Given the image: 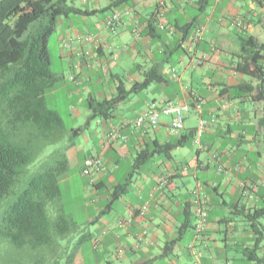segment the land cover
<instances>
[{
	"label": "crops",
	"instance_id": "1",
	"mask_svg": "<svg viewBox=\"0 0 264 264\" xmlns=\"http://www.w3.org/2000/svg\"><path fill=\"white\" fill-rule=\"evenodd\" d=\"M157 3L126 0L112 7L123 12L113 33L103 22L111 9L100 18L82 19L92 31L72 25L61 31L62 39L73 38L69 48L60 42L59 53L64 62L59 87L69 99L86 104L88 97L110 98L120 81L128 89L151 68L161 77L138 86L106 118L86 122L85 130L75 121L69 126L82 130L66 151L68 170L84 175L85 158L103 161L100 170L84 175L80 187L92 212L81 238L104 250L95 255L104 264H194L197 251L198 264H264V0H164L160 18ZM127 11L137 16L139 36L132 33ZM89 32L98 36L99 47L83 39ZM241 36L261 45L260 78L238 68ZM116 47L117 55L111 53ZM167 99L191 107L182 130L172 131L164 114L156 127L133 123L149 103L162 105ZM198 101L200 112L194 108ZM75 114L80 111L72 108ZM200 117L206 123L195 142ZM179 138L184 144H177ZM164 143L174 146L162 151ZM142 150L150 156L133 169ZM119 185L124 190L113 198ZM197 188L204 192L208 212L199 232L193 228L191 201ZM187 216L190 226L179 233ZM78 261L76 254L73 264Z\"/></svg>",
	"mask_w": 264,
	"mask_h": 264
},
{
	"label": "trees",
	"instance_id": "2",
	"mask_svg": "<svg viewBox=\"0 0 264 264\" xmlns=\"http://www.w3.org/2000/svg\"><path fill=\"white\" fill-rule=\"evenodd\" d=\"M125 1L111 0L101 9L88 11L67 0H0V264H57L50 263L55 258L51 254L56 253L47 249H52L53 236L66 238L78 230V225L63 211L59 180L68 170L66 151L82 128L67 129L57 112L45 104V93L61 78L50 70L48 40L59 17L103 12ZM168 31L173 32L170 28ZM240 40L239 70L260 78L261 45L251 36H241ZM179 42L181 38L176 44ZM142 77L140 83H133L128 89L120 81L110 98L88 97L89 119L106 118L138 86L161 78L157 68L144 71ZM184 142L179 138L177 144ZM173 146L164 143L159 149L169 151ZM149 156L147 150L139 151L133 169H138ZM123 190L124 185H119L112 197ZM48 204L54 206L53 217L48 215ZM193 217L196 228L194 214ZM189 226L187 216L179 233ZM173 242L165 244V251ZM77 251L78 245L67 254L65 264H73Z\"/></svg>",
	"mask_w": 264,
	"mask_h": 264
},
{
	"label": "rangeland",
	"instance_id": "3",
	"mask_svg": "<svg viewBox=\"0 0 264 264\" xmlns=\"http://www.w3.org/2000/svg\"><path fill=\"white\" fill-rule=\"evenodd\" d=\"M67 2L81 10H89L94 6H99L101 8L105 7L110 3V0H67ZM85 15V16H84ZM102 17L101 12H97L96 14H74L71 13L68 16L59 17L56 25L55 31L51 34L48 40V53L50 58V70L54 74H59L64 69V62H62L60 58V42H61V31H64L65 28L69 25L74 27H82L85 31H92L90 27L85 25L84 20L88 17L96 18ZM64 80L60 78L54 86L53 89L58 88L55 93L46 92L44 95L45 104L51 110L57 112V114L62 118L66 128L70 129V125L75 121V125L82 126L83 130L86 129V122H91L93 124V120L87 118L89 114V110L85 103H79L76 100L69 99L66 95V89L59 87L62 85ZM73 110L80 111V115H72ZM87 132V130H86ZM91 133V132H90ZM88 134V132H87ZM94 132H92L93 136ZM60 144V143H59ZM49 149L52 146L48 147ZM84 180V175L79 174L77 171L67 170V172L60 178L59 180V188H60V203L62 205L64 213L70 217L77 225L78 230H73L70 232L66 238H60L56 235L53 236L54 243L52 244V249L47 248L51 252H55L56 254H51L53 259H51L50 263L56 261L57 264H65L67 260V254L71 252V250L78 245L77 257L80 256V261L77 264H104V262L100 261V256L95 260L96 251H100L102 254L103 249L100 250L94 249L92 244L93 240L90 239H82L78 241V239L82 236L83 232L86 231L88 224H84L87 220V216L92 214L91 209L86 208V193L82 192L80 189ZM90 208V207H88ZM47 212L50 217L54 215V206L53 204H48ZM55 247V249H54ZM32 263V260L30 261Z\"/></svg>",
	"mask_w": 264,
	"mask_h": 264
},
{
	"label": "built area",
	"instance_id": "4",
	"mask_svg": "<svg viewBox=\"0 0 264 264\" xmlns=\"http://www.w3.org/2000/svg\"><path fill=\"white\" fill-rule=\"evenodd\" d=\"M140 1V0H135ZM163 6H164V0H158L156 13L155 15L157 17H162L163 15ZM131 15L132 19V33L134 36H139L141 34V30L139 27V21L137 19V16L130 11H127ZM123 15V12L121 9L113 8L110 11H108L104 15V26L106 29L113 33L116 31L117 27L119 26L121 22V17ZM159 26L163 27V23L159 22ZM83 39L87 42H93L95 43L96 48L100 45V40L98 36L92 32H89L84 35ZM73 40L72 37H64L61 40V45L63 48H69L71 41ZM84 55H89L90 51H82ZM119 52L118 47L114 48L111 53H117ZM80 54V53H79ZM115 55L113 58H115ZM194 108L197 112H200L201 104L200 102H196L194 105ZM191 107L189 104L186 103H179L175 102L171 99H167L164 101L162 105H158L155 102H151L148 104V106L140 112L135 119L133 120V123L136 125H143L146 124L151 127H156L159 123V116L160 114L168 115L170 117L169 120V126L172 131L179 132L184 128V121L187 116V114L190 112ZM206 121L203 118L198 119V125L195 131V142H199V136L202 132L203 126L205 125ZM103 165L102 158L100 156H90L83 160V168L81 169L82 174L84 175H90L93 171H98ZM204 192L200 189H194L192 191V205H193V214L196 217V231L199 232L202 230V228L205 226L207 222L208 212L205 207V201H204ZM145 207H142L140 209V213H144ZM130 221L129 218H121L117 221L118 226H122L124 222ZM201 253L199 251L195 252L196 260L194 264L199 263Z\"/></svg>",
	"mask_w": 264,
	"mask_h": 264
}]
</instances>
